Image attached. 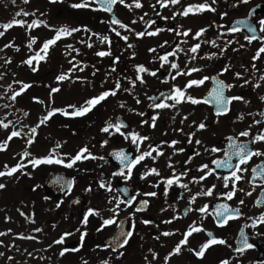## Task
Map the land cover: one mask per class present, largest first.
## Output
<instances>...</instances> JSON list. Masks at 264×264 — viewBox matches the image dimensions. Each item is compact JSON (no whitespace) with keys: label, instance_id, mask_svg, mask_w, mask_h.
Masks as SVG:
<instances>
[{"label":"flooded vegetation","instance_id":"af4514ba","mask_svg":"<svg viewBox=\"0 0 264 264\" xmlns=\"http://www.w3.org/2000/svg\"><path fill=\"white\" fill-rule=\"evenodd\" d=\"M10 2L12 0H9ZM79 2L80 0H29L25 4L23 0H15V12L20 15L15 13L11 19L26 21L27 24L24 27L18 25L14 27L30 31H38L41 28L43 30L83 28V26H87L90 30L76 32L67 44L72 45V48H67V45L64 48L60 44L57 45L56 55L49 59L43 68L42 85L48 78L50 81L48 84L52 88L61 90L62 81H57L56 77L60 74L72 75V90L76 94V101L82 100L80 105L86 99L114 88L117 81L120 83V88L115 96L110 95L85 116L70 117L62 115V112H56L47 121L46 130L33 137L34 145L26 146L23 152L33 149L32 157L28 158L31 159L47 156L55 149L52 154L67 162L66 153L75 155L80 148L86 146L94 156H102L104 159L81 160L72 168L60 164H41L36 168L30 164L27 165L22 183L24 201L21 227L23 231H14L17 220L13 215L0 217V233H5L0 235V253H3L0 255V264H102L105 260L108 264H165L164 257L168 256L180 240L184 239V233L189 225H193V222H195L194 226L201 227L202 230L192 233L187 242L181 245L180 253L169 257L167 264H219L222 259H228L229 264H264V224L252 227L253 220L258 219L264 212V204L256 205L257 199L264 200V192L261 191L264 183L259 179L254 185L248 183L252 179L251 168L264 158L253 157L249 164L244 166L248 168V171L243 173L245 179L237 182V187L244 188L246 192L251 191V196H246L239 191L230 201L216 196V193L227 191L223 189L222 179H217V176L228 175L231 170L227 169H216L215 173L204 181L192 182V177L201 175L198 171L200 165L206 163L210 168H215L211 161L224 158L223 152H205V148L211 149L216 146L226 151L228 137H238L239 132L249 129L250 125V131L254 135L259 125H254L253 119H264L258 115L259 112H264V101L259 99L261 95H264V81H259V77L264 75V53H261L260 59L255 61L251 59L264 41L254 40L252 43L246 41L244 36L253 35V33L248 32L246 24L238 23V21H246L247 24L257 28L255 33L257 37L264 35L260 32L258 23L260 19H264V8L262 12H254L257 5L264 4V0H248V3L235 7L233 5L236 4V0H216V3L212 4V7L216 9L215 12L189 13L187 17L179 15V11L189 4L204 3L205 0H180L178 4H169L167 7H160L156 4V0H140L141 8H136L134 5L128 8L117 3L113 9L122 23L128 25L131 31L121 28L118 24H112L110 13L102 10L93 11V8H96L95 4L92 8L86 9L71 7L72 4ZM125 2L132 4V0H125ZM207 2L211 4L212 0ZM23 12H28L29 15L24 16ZM173 13H177L174 18ZM42 16H49L55 20V23H49ZM30 20L43 21V23L38 27L28 28ZM229 27L238 28L239 31L228 33ZM200 28L207 30L200 38L193 39L194 33ZM112 29L119 31L121 36H127L128 40L121 39ZM187 29L192 31L188 36H183L182 33ZM156 30L159 31L154 36L138 37L136 35L137 32ZM221 33L223 35H220ZM104 36L109 38L110 44L100 42L99 37ZM213 40L216 46L206 42ZM229 40L232 41L230 44L227 43ZM43 42L37 41V45L42 46ZM88 43L92 44L91 48L87 47ZM195 43H200V48L197 53L192 54L189 49ZM129 44L132 45L131 48L128 47ZM177 45L182 51L177 50ZM72 49H79V52ZM149 49H155V51L151 52ZM98 51H110L111 55L98 57L95 55ZM170 52H176V55H169V61L178 63L181 69L198 67L202 70L199 73H192L191 77L178 76L173 80L171 75H174L176 70L170 69L169 64L161 67V61L158 59V56ZM213 53L216 55H212ZM192 55H195L196 59L190 60ZM73 57H75L74 60ZM116 57H119V60L114 64L113 60ZM253 63L256 64V69H252ZM73 64L77 65V68H73ZM137 65L156 71V76L141 73L144 83L137 81L135 85L131 84L130 79L134 80L137 74ZM225 66H228V71L221 73ZM80 68L83 70L80 71ZM69 69L72 70L69 71ZM237 72L242 73L243 78L238 79L235 76ZM204 76L209 77L204 84L187 90V94L194 96L200 103L193 105L184 101L175 108L153 107L154 103L164 99L160 94L167 95L174 85L182 87L189 78L200 79ZM213 78L222 80L225 85H233L231 88L224 89L226 97L242 95L248 103L232 101L228 105L227 113L217 115L215 99L209 95L218 87ZM244 79H248L250 83L244 85ZM258 81L261 87L253 88L252 85ZM150 97L157 99L153 100ZM137 100L140 102L137 103ZM166 102L172 103L170 100ZM23 108L24 120L29 126V123L36 118L38 121L42 119L50 109L56 108L63 111L68 107H48L46 111H44L45 107ZM67 111L72 109L68 108ZM157 113L159 115L156 126L153 128L150 126L151 118ZM241 113L245 114L244 119L237 120V116ZM247 113L253 115L248 116ZM185 116L188 118L184 119ZM182 120L183 123H181ZM145 121L147 123H144ZM193 121L196 124H193ZM117 122L124 125L121 132H134L140 136L149 137L143 142L137 141L140 145L139 151L131 142L130 136L125 139L114 129H110V133L101 131L107 124ZM200 122L206 124L205 129L197 130L196 125ZM188 133H194L192 143L188 142ZM24 137L23 141L27 144L26 141L30 137L28 131ZM197 139L202 141L200 145L195 144ZM104 140L108 143L101 147ZM173 140L178 143L170 147ZM249 140L250 137H238L237 142ZM57 144H60L59 148H56ZM150 146H159L163 155L156 156L153 151L152 157H155V160L152 157H145L132 168V175L128 180L122 176L113 175L121 171L126 174L127 161L125 165H121L116 157L115 162L112 161L109 157L112 150H119V153L122 152L128 156L129 160H133L141 152L148 151ZM249 146L264 148L260 143ZM179 148H183L184 151H176ZM35 151L39 152L35 153ZM196 152L200 154L196 155ZM186 160H189L187 164ZM236 162V158L233 157L232 163ZM169 163L172 167L168 166ZM151 168H156L160 175L150 174L141 179V175ZM173 169L176 174L187 171L188 174L181 176L180 180L181 183L188 184V190L173 184L168 187L167 195H165V180L162 178L171 177ZM53 172H62L70 178V190L67 187V181L63 180L53 183L50 188L46 187V180ZM101 180L111 183V192L98 187ZM212 184H216L213 196H197L195 202L190 203V194H195L202 189L206 190ZM89 187L91 191L86 190ZM122 189L127 191L126 195L121 191ZM148 192H156L157 195L145 196L144 193ZM181 193L183 198L178 199ZM133 196L136 199L132 201L131 206L120 205V211L115 217L116 223L101 231H96L101 223L99 216H90L86 225L81 223L83 214L89 207L100 210L101 216L108 218L113 215L108 209L114 207L116 203V200H113V203L109 204L110 198L128 200ZM240 199L244 200L243 205L239 204ZM143 201L148 203L144 204ZM218 203H227L233 209L239 208L242 215L229 220L226 226L219 227L213 219L214 208ZM204 204L208 205L207 213L196 211ZM187 207H191L192 211L185 215ZM173 216L178 218L171 223H164ZM145 219L151 220L152 223L143 224L142 221ZM133 220L135 221L134 229L132 228ZM36 228H40L41 231H34ZM121 228L125 232L133 231V236L128 245L118 249L123 255H118L110 247L103 246L106 243L111 244L112 238ZM241 229L248 237V242L254 245L253 248L246 249L243 254L234 251L236 247L242 246L239 236ZM163 232H171L172 235L163 236ZM209 232L216 238L226 240L227 244L210 245L205 250L204 257L198 258L189 249L198 250L199 246L209 239L207 235ZM64 233H71V235L65 236L62 244L53 243ZM81 233H86L82 242ZM15 235L35 237V239L22 238L23 249L15 248ZM157 236L160 238L156 239ZM120 239L122 240L123 237ZM75 242L79 243V247L75 246ZM64 248L68 251L61 256L59 253ZM73 249L76 250L73 251ZM153 252L156 253L155 259L152 256Z\"/></svg>","mask_w":264,"mask_h":264},{"label":"snow or ice","instance_id":"6c2138e0","mask_svg":"<svg viewBox=\"0 0 264 264\" xmlns=\"http://www.w3.org/2000/svg\"><path fill=\"white\" fill-rule=\"evenodd\" d=\"M13 3H15V0H12ZM23 2L25 4H27L29 2V0H23ZM180 2V0H156V4H159L160 7H167L169 4L171 5H176ZM121 4L124 5L125 7L131 8L133 5L136 8H141L142 4L140 2V0H132V4H126L125 0H80L79 3H74L71 5V7L76 8V9H82V8H92V5L95 4L96 8H93V11H97V10H102L105 11L107 13H112L113 11V7L117 4ZM216 0H212L211 4H209L207 2V0H205L204 3H199V4H189L187 7H184L181 11H179V15L185 16L187 17L189 15V13H203L204 11H211V12H215L216 9L214 7H212V4H215ZM248 3V0H236V4H234L233 6H237L239 4H246ZM152 7H155V5H152ZM177 13H173V18L175 17ZM16 15H20V13H17ZM24 16H28L29 13L28 12H23ZM224 15H226V13H224ZM141 19H143L141 17ZM43 23V21L37 22V21H32L31 24H28L27 27L28 28H33V27H38L39 24ZM112 24H118L120 25L121 28H125L128 29L129 31H131V29L128 28V25L123 24L120 20L116 19L115 17L112 18L111 20ZM133 23H135V21H133ZM238 23H244L246 24L247 30L250 33H253V35H245L244 39L246 41H248L249 43H252V41L254 40H260V41H264V35H261L259 37H257L255 35L257 28L252 26L251 24H247L246 21H238ZM259 30L261 33H264V19H260L259 20ZM25 24H27L26 21H22V20H18V19H13L11 22L9 23H5L2 25V27L5 30H8L10 28H12L13 26H20V27H24ZM84 31V32H88L90 31L87 26H83V28H71V29H67V28H60V29H55V35L44 41L41 51L44 54H47L49 47L51 45H55L56 42L58 40L61 39L62 35L63 36H70L73 33L76 32H80V31ZM206 28H200L199 30H197L194 35H193V39H198L200 38L205 32H206ZM112 31H114L116 33L117 36H120L121 39L127 41L128 37L127 36H121V33L119 31H117L116 29H112ZM159 30L156 31H151V32H137L136 35L138 37H143L145 35L148 36H154L158 33ZM191 29H187L185 30L182 35L183 36H188L189 33L191 32ZM239 31L238 28H234V27H229L227 29L228 33H235ZM5 33L3 31H0V36H3ZM178 35H181V33H177ZM93 35H98L93 33ZM220 35H223V33H221ZM219 38V37H218ZM100 42L104 43V42H108L109 44L111 43V41L109 40V38L107 36L104 37H99ZM36 41V37H31V42L29 43L28 47L31 48L32 47V43H35ZM209 43H212L213 46H216V42L213 41H206ZM232 41H227L228 44H230ZM81 43H84V41H81ZM165 43H167V41H165ZM5 47H10V45H5ZM67 48H72V45H67ZM87 47L91 48L92 44L88 43ZM129 48L132 47L131 44L128 45ZM160 47H163V45H160ZM241 47H244V45H241ZM200 48V43H195L193 44L190 49L189 52L192 54L197 53L198 49ZM19 50V49H17ZM73 51L79 52V49H72ZM177 50L178 51H182V49H179V45H177ZM149 51L154 52L155 49H149ZM223 50H221L222 52ZM261 53H264V44H261V46L258 48V50L256 51V53L251 57V59L253 61L260 59L261 58ZM96 56L98 57H104V56H110L111 52L110 51H98L95 53ZM133 55H135L133 53ZM169 55L175 56L176 52H170V53H165L164 55H160L158 56V59L161 61V67H164L165 64H169L170 69L176 70L174 75H171V78L173 80H175L178 76H188L191 77L192 73H199L202 69L198 68V67H191V68H185V69H181L180 65L178 63H176L175 61H169L168 57ZM212 55H216L215 53H213ZM43 59V56H40L39 53H37V57H30L27 60L22 61V63H25L27 65H29L30 67L33 65V59ZM210 58V57H209ZM75 59V57H73V60ZM196 59L195 55L190 56V60H194ZM119 60V57L114 58L113 63L115 64L117 61ZM71 63V61H70ZM73 68H77V65L73 64L72 66ZM252 69H256V64L253 63L251 65ZM37 69L35 67H32V71H36ZM72 69H69V71H71ZM80 71H82L83 69L80 68ZM115 69L113 68V71ZM228 71V66H225L224 68H222L221 73ZM247 71V69H246ZM136 77L134 80L130 79V83L135 85V83L137 81H139L141 84L144 83V79L143 76L140 75L141 73H149L152 76H156V71H150L148 68L144 67L143 65H137L136 66ZM235 76L238 79L243 78V74L240 72L235 73ZM67 74H60L56 77L57 81H64L65 79H67ZM209 77L208 76H204L200 79H194V78H189L188 81L182 86V87H177V86H173V89L171 90V92H169L167 95L165 93H161V97H164L163 100H161L158 103H154L153 107L156 109H167V108H175L176 105L187 101L190 102L191 104L195 105L200 103L199 100H197L194 96L192 95H188L187 94V90L192 88L193 86H199L204 84V82L206 80H208ZM215 80V78H213ZM259 81H264V75H261L259 77ZM255 83L254 85H252L253 88H259L261 87L260 82ZM20 83V82H18ZM215 83L218 85L217 88H215L213 90V92L209 93V95L213 96V98L215 99L216 102V113L217 115L220 114H224L227 113L229 111L228 105L232 102V101H242L244 103H248L247 100H245V98L242 95H238V96H230V97H226L224 95V89L225 88H231L233 87V85H225L224 82L222 80H215ZM244 85H248L250 83V81L248 79H244L243 81ZM243 86V85H242ZM30 87L29 84H23L22 87L20 88L19 92H15L12 95V99L15 100L16 97L18 95H20L22 92H24L26 89H28ZM120 88V83L119 81L116 82L115 87L112 89H108L105 91H102L99 95L97 96H93L90 97L88 99H86L82 105L77 106V105H68V108L72 109V111H67V110H61V109H52L51 111H49L47 113V115L43 116L42 119H40L39 123L36 125V127H33L31 129V133L32 136L29 137V139L26 141V143L28 145H31L34 141H33V137L36 134V129L37 127H39L42 124H45L56 112H62V115L64 116H70V117H82L85 116L87 113H89L93 108H95L98 104H100L102 101H104L107 97L111 96H115L117 93V90ZM127 91V89H125ZM59 91L58 88H52L51 92L55 93ZM34 100L37 98H33ZM150 99H157L156 97H150ZM259 99L261 101H264V95H261L259 97ZM172 101V103H168L166 101ZM140 101L137 100V103H139ZM205 103H207V101H205ZM121 107H123V105H121ZM25 115H27V113H25ZM142 115V113H141ZM159 113H157V115L153 116L151 118V127H155L156 126V120L158 118ZM248 116H252V113H247ZM259 116L264 117V112H259L258 113ZM245 117L244 113H241L237 116V120H243ZM188 117L185 116L184 119H187ZM10 123V122H9ZM9 123H5L3 120H0V127H3L4 129H8L9 127ZM144 123H147V121H145ZM181 123H183V120L181 121ZM252 123L254 125H259V128L257 129L256 133L253 135L250 131L251 129V125L249 126V129L243 130L241 132H239L238 137H250V140L247 142H237L238 141V137H228V148L227 150H223L219 147L213 146L211 149L205 148L204 151L205 152H210V153H218V152H223V156L224 158H217V159H213L211 161V163L213 165H215V168H210L208 164H202L199 166L198 171L201 173V175H199L198 177L194 176L192 177V182L193 183H200L201 181H204L207 177L213 175L216 171V169H227V170H231L229 172L228 175H225L223 177H219L217 176V179H222L223 181V189H226L227 191H221L219 193H216L217 197H224L226 200L230 201L233 199V197L237 194V192H242L244 193V195L246 196H251L252 192L251 191H245L244 188H238L237 187V182L242 181L245 179L243 173L248 171L247 166L249 164V161L252 160L253 157H257V158H264V148H252L249 145H255L257 143H260L262 146H264V119H253ZM193 124H196L195 121H193ZM124 127V125H122L120 122H117L115 124H107L105 127H103L101 129L102 132L104 133H110V129H114L115 132L120 133L122 136H124L125 139H128L129 136L131 137V142L136 145L137 151H139V143H137V141L143 142L145 140H148L149 137L147 136H140L138 133H124L121 132V128ZM197 130H202L206 128V124L204 122H200L198 125H196ZM194 135V133H188L187 137H188V142L192 143V136ZM21 136V132L18 130H14L11 131V133L9 135H7V138L4 142L0 143V151L6 150L7 148V143L8 141H11L13 139V137H20ZM108 141L104 140L101 144V147H103L105 144H107ZM164 143V142H162ZM178 143V141L173 140L170 143V147L175 146ZM202 143L201 140L197 139L195 140V144L200 145ZM60 144L56 145V148H59ZM155 151L156 156H160L163 155L162 151L159 150V146L156 147H149L148 151H144L141 152L138 156L135 157V159L133 160H129L128 156L125 155L124 153H118L116 158L119 160V162L121 163V165H125V162L127 161V164L125 165L127 167V173L125 174L123 171L121 172H116L113 173L114 176L119 175L122 176L125 180H128L131 178L132 175V168L140 163L141 161H143L145 159V157H152V152ZM176 151L178 152H183L184 149L183 148H179L176 149ZM55 152V149L52 150V153ZM50 153L47 156L44 157H33L31 159H27V163H20L17 162L14 166L9 167L7 164L4 165L5 170L4 171H0V177H5V176H12L13 174L17 173L18 171L23 170L24 168L27 167L28 164H30L33 168L38 167L41 164H60V165H64L67 168H72L78 161L81 160H87V159H101L103 160L104 157H96L94 156L89 150L88 148L82 147L79 149V151H77L75 153V155H69V154H65L66 156H68L67 162L64 159L61 158H56V156L54 154ZM196 155H199V152L195 153ZM31 156V153L29 151H24L23 152V158H28ZM233 157L236 158V163L233 164L232 160ZM153 160H155V157H152ZM189 162V160H186L185 163L187 164ZM169 167H172L171 163H169L168 165ZM22 174H24L22 172ZM150 174H154L156 176H159L160 173L156 168H151L148 171H146L145 173H143L141 175V179H143L144 177L150 175ZM188 173L187 171H182L179 174H176L175 169H173V175L171 177L168 178H162L165 180V189H164V193L165 195H167V191H168V187L172 186L173 184H177L180 188H183L185 190H188V184L186 183H181L180 177L181 176H186ZM251 174H252V179H250L248 181L249 184H253L255 183V181L257 179L261 180L262 183H264V159H261L260 163L255 164L252 168H251ZM28 175H30V173H28ZM231 185V187H230ZM6 187V185L4 183H0V189H4ZM67 187L70 190V183L67 185ZM98 187L100 189H106L107 191L111 192L112 191V185L110 182H105L104 180H101L98 184ZM214 189H216V184H212L211 187H208L206 190L202 189L198 192H196L195 194H190L189 196V201L190 203L195 202L196 197L197 196H213L214 195ZM87 191H91V187H89L88 189H86ZM254 190V188H253ZM122 192L125 193V195L127 194L126 190H121ZM261 191L264 192V187L261 188ZM139 195V193H137ZM145 196H156L157 193L156 192H148V193H144ZM178 199L183 198V193L180 194V196L177 197ZM136 197L133 196L128 200H121L118 199L117 197H113L110 198L108 203L112 204L113 200H116V203L114 205V207L109 208L108 211L110 213H112L113 215L109 216L108 218H104L103 216H101L100 210L89 207L87 209V211L83 214V218L81 223L82 224H87L89 222V217L90 216H99L101 219V223L100 226L96 229L97 232L101 231L102 229H104L105 227L112 225L114 223H116V215L119 213L120 211V205L124 204L126 206H131L132 205V201L135 200ZM142 203L147 204L148 201H143ZM239 204L243 205L244 204V200L240 199L239 200ZM261 204H264V200L261 199H257L256 201V205L260 206ZM57 207H59V204H57ZM139 210V209H138ZM208 210V205L204 204L201 207H198L196 209V211L200 212V213H207ZM163 211V209H162ZM192 208L191 207H187L185 210V215L188 214V212H191ZM21 215H23V213H21ZM242 215V212L239 208H235L233 209L229 204L227 203H218L215 205L214 208V215H213V219L215 220L217 226L219 227H223L226 226L229 222V220L231 219H236L239 218V216ZM178 217L173 216L172 219L164 221V223H171L172 220L177 219ZM249 219H252L251 217H249ZM34 223V221H33ZM143 224L147 225V224H151L152 221L151 220H143L142 221ZM257 224H264V212H262L260 214V216L258 217V219L253 220L252 223V227L255 228ZM195 222H193V225H189L188 230L184 233V239L180 240V242L175 246V248L169 252L168 256L164 257V261L165 264H167V261L169 259V257H171L174 254H179L181 251V245H184L187 242V239L189 236L192 235V233L194 232H200L202 230L201 227L198 226H194ZM132 228H135V221H132ZM10 231V230H9ZM34 231L36 232H40L41 229L40 228H36L34 229ZM0 235H5V233H0ZM71 235V233H64L58 240L53 241V243L55 244H62L64 242V237ZM86 233H81L80 236V240L81 242L84 240ZM163 236H169L172 235L171 232H163L162 233ZM207 235L209 236V239L202 244L201 246H199L198 250H193V249H189L190 251L194 252V255L198 258H203L205 255V250L209 248L210 245H215V244H219V245H226L227 241L224 239H220V238H216L213 236V234L211 232L207 233ZM133 236V231H127L125 232L123 230V228L120 229L118 236H114L112 238V243L111 244H105L103 247L105 248H111V250L113 252H117L118 255H123L122 252H119L118 249L123 248L124 246L128 245L130 238ZM240 236V244L242 246L236 247L234 249L235 252L243 254L244 251L246 249H251L254 247L253 244L248 242V237L246 236L245 232L243 229L240 230L239 233ZM120 237H123V239L121 240ZM22 238H30V239H35V237H22ZM160 237L157 236L156 239H159ZM229 247H231V245H228ZM97 247H101L100 245H97ZM76 249H73V251H75ZM68 249L64 248L59 254L61 256H63L65 254V252H67ZM150 252H152L151 249H149ZM0 255H3V253H0ZM31 255V254H29ZM153 259L156 258V253H152ZM9 259H11V257H9ZM145 259H147V257H145ZM102 264H108V261H102ZM219 264H229V260L228 259H222L219 261Z\"/></svg>","mask_w":264,"mask_h":264},{"label":"rangeland","instance_id":"374dc122","mask_svg":"<svg viewBox=\"0 0 264 264\" xmlns=\"http://www.w3.org/2000/svg\"><path fill=\"white\" fill-rule=\"evenodd\" d=\"M8 3H9V0H0V15H2V14H4L5 13V11H7V6H8ZM14 5L12 6V7H9L10 8V10L7 12V13H5L2 17L3 18H7L10 14H11V12H12V10H14ZM7 50V49H6ZM6 50H2V48L0 47V62H5V60L7 59L6 57H8L7 56V51ZM15 63V62H14ZM17 63V62H16ZM15 63V64H16ZM15 68H18V66H15ZM9 79V78H8ZM7 77L5 76L4 78H2V80H0V84H3L4 85V87H5V85L7 84ZM9 81V80H8ZM2 88V87H1ZM5 92V91H4ZM0 93H2V90H0ZM6 104H8V101L6 102ZM3 107H6L5 105L3 106ZM18 162H20V161H18ZM20 163H25L26 164V162L23 160L22 162H20ZM13 166V164H10V166L9 167H12ZM22 171V170H21ZM21 171H18L17 173H15L14 174V176H5V177H0V182H6V181H9V180H13V177H15L16 176V174H18V173H20V174H22V172ZM11 181L10 182H8V183H11ZM14 214H13V216L16 218V217H18V216H20V214L22 213V210H14ZM20 221H21V217H19V218H17V222H19L20 223ZM18 226H20V225H18ZM15 229H14V231H18L19 230V228H20V230H21V227H14ZM23 245H24V241H22V237H18V236H14V247L15 248H21L22 247V249H23ZM94 257H92V259H93Z\"/></svg>","mask_w":264,"mask_h":264}]
</instances>
